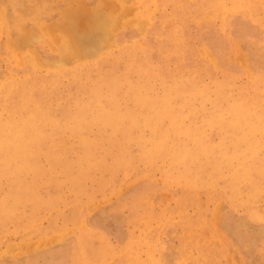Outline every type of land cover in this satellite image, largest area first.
<instances>
[{"label": "rangeland", "instance_id": "obj_1", "mask_svg": "<svg viewBox=\"0 0 264 264\" xmlns=\"http://www.w3.org/2000/svg\"><path fill=\"white\" fill-rule=\"evenodd\" d=\"M105 1L0 0V264H264V0Z\"/></svg>", "mask_w": 264, "mask_h": 264}, {"label": "bare ground", "instance_id": "obj_2", "mask_svg": "<svg viewBox=\"0 0 264 264\" xmlns=\"http://www.w3.org/2000/svg\"><path fill=\"white\" fill-rule=\"evenodd\" d=\"M61 1H62V0H61ZM102 1H103V0H102ZM142 1H143V0H142ZM144 1H145V0H144ZM144 1H143V2H144ZM157 1H158V0H157ZM165 1H166V0H165ZM169 1H170V0H169ZM231 1H232V0H231ZM239 1H241V0H239ZM104 2H106V1L104 0ZM167 2H168V1H167ZM171 2H173V1L171 0ZM216 2H217V1H216ZM216 2H215V3H216ZM218 2H219V1H218ZM221 2H222V1H221ZM223 2L226 3V0L223 1ZM234 2H235V1H234ZM241 2H242V1H241ZM262 2H263V1H262ZM57 3H58V2H57ZM151 3H152V2H151ZM164 3H166V2H164ZM227 3H228V2H227ZM232 3H233V2H232ZM235 3H236V2H235ZM243 3H244V1H243ZM59 4H60V3H59ZM141 4H142V3H141ZM147 4H148V1H147ZM211 4H212V3H211ZM219 4H220V3H219ZM257 4H258V3H257ZM53 5H54V4H53ZM214 5H215V4H214ZM222 5H225V4H222ZM229 5H230V4H229ZM253 5H254V4H253ZM261 5H262V4H261ZM142 6H143V5H142ZM145 6L147 7V5H144L143 8H145ZM178 6H179V5H178ZM231 6H232V5H231ZM235 6H237V5H235ZM239 6H240V5H239ZM241 6H242V5H241ZM244 6H245V5H244ZM244 6H243V7H244ZM256 6H257V5H256ZM54 7H55V6H54ZM148 7H149V5H148ZM155 7H156V6H155ZM174 7H175V6H174ZM174 7H173V8H174ZM212 7H214L213 9H217V8H215V7H217V5H216V6H212ZM233 7H234V6H233ZM254 7H255V6H254ZM143 8H142V9H143ZM220 8H223V7H219V9H220ZM225 8H226V7H225ZM240 8H241V7H240ZM244 8H245V7H244ZM145 9H146V8H145ZM179 9H180V8H179ZM210 9H211V8H210ZM219 9H218V10H219ZM229 9H231V8H229ZM247 9H248V8H247ZM247 9H245V10H247ZM257 9H258V8H257ZM112 10H113V7H112ZM149 10H150V9H149ZM231 10H232V9H231ZM231 10H230V11H231ZM249 10H250V9H249ZM110 11H111V8H110ZM114 11H115V9H114ZM142 11H143V10H142ZM179 11H180V10H179ZM207 11H209V10H207ZM220 11H222V9H221ZM220 11H219V13H220ZM227 11H228V10H227ZM227 11H225V12H227ZM146 12H147V11H146ZM155 12H156V11H155ZM190 12H191V11H190ZM217 12H218V11H217ZM223 12H224V11H223ZM231 12H233V11H231ZM234 12H235V11H234ZM255 12H256V10H255ZM111 13H112V12H111ZM148 13H149V12H148ZM206 13H207V12H206ZM215 13H216V10H215ZM228 13H229V12H228ZM235 13H236V12H235ZM149 14H151V13H149ZM152 14H153V12H152ZM167 14H168V12H167ZM237 14H238V12H237ZM258 14H259V13H258ZM153 15H154V14H153ZM221 15H222V14H221ZM226 15H228V14L225 13V16H226ZM233 15H234V13H233ZM79 16H81V15H79ZM96 16H97V15H96ZM101 16H102V15H101ZM151 16H152V15H151ZM202 16H203V15H202ZM209 16H210V15H209ZM73 17H74V16H73ZM94 17H95V16H94ZM110 17H111V16H110ZM145 17H147V16L145 15ZM210 17L212 18V15H211ZM91 18H93V17H91ZM95 18H96V17H95ZM97 18H98V17H97ZM152 18H153V16H152ZM213 18H214V17H213ZM216 18H217V17H216ZM220 18H221V17H220ZM248 18H249V17H248ZM255 18H256V17H255ZM98 19H99V18H98ZM106 19H107V18H106ZM224 19H225V18H224ZM102 20H103V18H102ZM108 20H109V18H108ZM170 20H171V19H170ZM221 20H222V18H221ZM259 20H260V18H259ZM110 21H112V20H110ZM191 21H192V20H191ZM195 21H196V19H195ZM257 21H258V19H257ZM257 21H256V23H257ZM162 22H163V21H162ZM164 22H165V21H164ZM164 22H163V23H164ZM182 22H184V21H182ZM222 22H224V21H222ZM222 22H221V23H222ZM2 23H3V22H2ZM111 23H113V22H111ZM159 23H160V22H159ZM163 23H162V25H163ZM84 24H85V23H84ZM89 24L92 25V23H89V22H88V24H86V25H87V26H86V29H87L88 31H91V32H92V27H91V30H89V29L87 28ZM99 24H100V23H99ZM196 24H197V23H196ZM223 24H224V23H223ZM3 25H4V24H3ZM109 25H110V24H109ZM162 25H161V26H162ZM228 25H229V24H228ZM69 26H70V25H69ZM84 26H85V25H84ZM94 26H96V25L94 24ZM113 26H114V25H113ZM100 27H103V26L101 25ZM104 27H105V26H104ZM177 27H178V25H177ZM72 28H73L74 30H75V28H76V30L80 29V28L77 29V27L74 28V26H72L71 29H72ZM93 28H94V27H93ZM175 28H176V27H175ZM66 29H67V28H66ZM95 29H96V27H95ZM101 29L104 30L103 28H101ZM105 29H106V28H105ZM107 29H108V27H107ZM181 29H182V28H181ZM262 29H263V28H262ZM67 30H70V29H67ZM80 30H81V29H80ZM176 30H177V29H176ZM64 31H65V30H64ZM93 31H94V30H93ZM107 31H108V30H107ZM173 31H174V30H173ZM222 31H223V30H222ZM97 32H98V31H97ZM180 32H181V31H180ZM183 32H184V31H183ZM92 33H93V32H92ZM94 33H95V32H94ZM109 33H110V32L108 31V34H109ZM181 33H182V32H181ZM64 34H65V33H64ZM67 34H69V31H68ZM67 34H65V35H67ZM70 34H71V33H70ZM73 34H74V33H73ZM96 34H97V33H96ZM98 34H99V32H98ZM105 34H106V30H105ZM110 34H111V33H110ZM148 34H149V33H148ZM159 34H160V33H159ZM174 35H175V33H174ZM108 36H109V35H108ZM110 36H111V35H110ZM154 36H158V35H154ZM172 36H173V35H172ZM183 36H184V35H183ZM217 36H218V35H217ZM68 37H69V35H68ZM146 37H147V36H146ZM158 37H159V36H158ZM179 37H180V36H179ZM227 37H228V36H227ZM100 38H104V37H100ZM100 38H99V40H100ZM106 38H110V37H107V34H106L105 39H106ZM171 38H172V37H171ZM171 38H170V40H171ZM175 38H176V37H175ZM248 38H249V37H248ZM157 39H158V38H157ZM157 39H156L155 42H157ZM177 39H178V37H177ZM177 39H176V40L174 39V40H175V41H174L175 43L177 42ZM179 39H180V38H179ZM179 39H178V40H179ZM181 39H182V38H181ZM69 40H70V38H69ZM71 40H73V38H71ZM101 40H102V39H101ZM110 40H111V39H108V41H110ZM154 40H155V39H154ZM154 40H153V41H154ZM160 40H161V39H160ZM252 40H253V38H252ZM134 41H135V40H134ZM134 41H133V42H134ZM149 41H151V40H149ZM149 41H148V42H149ZM161 41H163V40H161ZM172 41H173V40H172ZM172 41H171V42H172ZM179 41H180V40H179ZM70 42H71V41H70ZM72 42H73V41H72ZM72 42H71V43H72ZM100 42H101V41H100ZM140 42H141V41H140ZM169 42H170V41H169ZM169 42H167V43H169ZM174 42H173V44H174ZM236 42H237V41H236ZM106 43H107V42H106ZM131 43H132V42H131ZM138 43H139V42H138ZM141 43L143 44V42H141ZM165 43H166V42H165ZM165 43H164V44H165ZM187 43H188V42H187ZM125 44H126V43H125ZM133 44H136V43H133ZM133 44H132V45H133ZM147 44H148V43H147ZM147 44H146V45H147ZM173 44H172V45H173ZM177 44H179V43H177ZM235 44H236V43H235ZM72 45H74V42H73ZM72 45H71V46H72ZM105 45H106V44H105ZM107 45H108V44H107ZM129 45H130V44H129ZM143 45H144V44H143ZM159 45H160V44H159ZM172 45H171V46H172ZM174 45H175V44H174ZM231 45H232V44H230V46H231ZM236 45H237V44H236ZM257 45H258V44H257ZM261 45H262V44H261ZM144 46H145V45H144ZM166 46H167V45H166ZM74 47H75V46H74ZM108 47H109V46H108ZM120 47H121V45H120ZM122 47H123V45H122ZM131 47H132V46H131ZM136 47H139V46H136ZM150 47H151V46H150ZM152 47H154V46H152ZM179 47H181V45H180ZM257 47H258V46H257ZM139 48H140V47H139ZM155 48H156V47H155ZM164 48H166V47H164ZM177 48H178V47H177ZM235 48H236V47H235ZM128 49H129V48H128ZM128 49H127V50H128ZM167 49H168V47H167ZM179 49H181V48H179ZM231 49H233V48H231ZM151 50H153V49H151ZM162 50H163V49H162ZM171 50H173V49H171ZM192 50H193V49H192ZM194 50H195V49H194ZM99 51H100V50H99ZM122 51H124V50H122ZM134 51H135V50H133V52H134ZM173 51H174V50H173ZM176 51H177V50H176ZM195 51H196V50H195ZM149 52H150V51H149ZM149 52H148V53H149ZM159 52H160V51H159ZM164 52H165V51H164ZM169 52H170V51H169ZM192 52H193V51H192ZM210 52H211V51H210ZM135 53H136V52H135ZM162 53H163V51H162ZM177 53H178V52H177ZM204 53H205V52H204ZM204 53H202V54H204ZM143 54H144V53H143ZM165 54H167V53H165ZM165 54H162L163 57H164ZM172 54H173V53H172ZM200 54H201V53H200ZM237 54H238V53H237ZM240 54H241V53H240ZM75 55H76V54H73V58H74ZM121 55H122V53H121ZM124 55H125V54H124ZM141 55H142V54H141ZM144 55H145V54H144ZM173 55H175V54H173ZM212 55H213V54H212ZM212 55H210V56H212ZM223 55H224V54H223ZM78 56H79L78 58L80 59L81 56H80V55H78ZM104 56H105V55H104ZM136 56H137V55H136ZM181 56H182V55H181ZM186 56H188V54H186L185 57H186ZM189 56H190V54H189ZM189 56H188V57H189ZM191 56H192V55H191ZM191 56H190V57H191ZM206 56H208V55H206ZM234 56H235V55H234ZM239 56H240V55H239ZM82 57H83V55H82ZM82 57H81V58H82ZM146 57H148V56H146ZM167 57H168V56H167ZM185 57H184V58H185ZM212 57H213V56H212ZM212 57H211V58H212ZM228 57H229V56H228ZM75 58H77V56H76ZM75 58H74V59H75ZM78 58H77V59H78ZM115 58H116V57H115ZM123 58H124V57H123ZM126 58H127V57H126ZM139 58H140V57H139ZM143 58H144V57H143ZM149 58H150V57H149ZM176 58H177V57H176ZM208 58H209V56H208ZM229 58H230V57H229ZM233 58H234V57H233ZM103 59H104V58H103ZM112 59H113V58H112ZM116 59H117V58H116ZM137 59H138V58H137ZM141 59H142V58H141ZM150 59H151V58H150ZM155 59H156V58H155ZM162 59H163V58H162ZM174 59H175V58H174ZM179 59H180V58H179ZM189 59H190V58H189ZM192 59H193V58H192ZM117 60H118V59H117ZM130 60H131V59H130ZM152 60H153V59H152ZM152 60H151V61H152ZM159 60H160V59H159ZM139 61H140V60H139ZM139 61H138V62H139ZM142 61H144V59H143ZM148 61H149V60H148ZM154 61H155V60H154ZM166 61H167V60H166ZM171 61H172V58H171ZM177 61H178V60H177ZM183 61H184V60H183ZM193 61H194V60H193ZM214 61H215V59H214ZM246 61H247V60H246ZM38 62H39V61H38ZM99 62H100V61H99ZM108 62H109V61H108ZM117 62H118V61H117ZM144 62H145V61H144ZM149 62H150V61H149ZM152 62H153V61H152ZM179 62H180V61H179ZM181 62H182V61H181ZM185 62H186V61H185ZM231 62H232V61H231ZM236 62H237V60H236ZM106 63H107V62H106ZM164 63H165V62H164ZM175 63H177V62H175ZM182 63H183V62H182ZM228 63H229V62H228ZM246 63H247V62H246ZM99 64H100V63H99ZM104 64H105V63H104ZM104 64H103V65H104ZM124 64H126V62H125ZM149 64H150V63H149ZM149 64H148V65H149ZM151 64H152V63H151ZM167 64H168V63H167ZM191 64H192V63H191ZM39 65H40V64H39ZM122 65H123V64H122ZM134 65H135V64H134ZM146 65H147V64H146ZM213 65H214V64H213ZM244 65H247V64H244ZM244 65H243V66H244ZM248 65H250V64H248ZM82 66H83V65H82ZM111 66H112V65H111ZM151 66H152V65H151ZM153 66H155V65H153ZM217 66H219V65H217ZM227 66H228V65H227ZM241 66H242V65H241ZM29 67H30V66H29ZM104 67H105V66H104ZM109 67H110V66H109ZM112 67H113V66H112ZM119 67H120V66H119ZM128 67H130V66H128ZM128 67H127V68H128ZM132 67H133V66H132ZM135 67H136V66H135ZM156 67H157V66H156ZM160 67H161V66H160ZM171 67H172V66H171ZM174 67H175V66H174ZM176 67H177V66H176ZM102 68H103V67H102ZM133 68H134V67H133ZM139 68H140V67H139ZM144 68H145V67H144ZM163 68H164V67H163ZM166 68H167V67H166ZM168 68H169V67H168ZM180 68H182V67L180 66ZM183 68H185V67H183ZM205 68H207V67H205ZM246 68H247V66H246ZM29 69H30V68H29ZM32 69H33V68H32ZM32 69H31V70H32ZM84 69H85V67H84ZM84 69H83V70H84ZM146 69H147V68H146ZM148 69H149V68H148ZM178 69H179V68H178ZM186 69H187V67H186ZM248 69H249V67H248ZM33 70H34V69H33ZM33 70H32V71H33ZM35 70H36V69H35ZM74 70H75V69H74ZM103 70H104V69H103ZM137 70H138V69H137ZM163 70H164V69H163ZM179 70H180V69H179ZM188 70H189V69H188ZM196 70H197V69H196ZM201 70H202V69H201ZM205 70H206V69H205ZM217 70H218V69H217ZM28 71H29V70H28ZM124 71H125V70H124ZM142 71H143V66H142ZM176 71H177V70H176ZM198 71H199V70H198ZM220 71H221V70H220ZM33 72H34V71H33ZM85 72H86V70H85ZM134 72H135V71H134ZM139 72H140V71H139ZM145 72H146V70H145ZM147 72H148V70H147ZM147 72H146V73H147ZM165 72H166V70H165ZM168 72H169V71H168ZM178 72H179V71H178ZM182 72H183V71H182ZM196 72H197V71H196ZM205 72H206V71H205ZM215 72H216V69H215ZM248 72H249V71H248ZM62 73H65V72H62ZM75 73H76V71H75ZM79 73H80V72H79ZM122 73H123V72H122ZM143 73H144V72H143ZM169 73H170V72H169ZM187 73H188V72H187ZM197 73H198V72H197ZM224 73H225V72H224ZM35 74H36V73H35ZM50 74H51V73H50ZM114 74H115V73H114ZM131 74H132V73H131ZM135 74H136V72H135ZM171 74H172V73H171ZM171 74H170V75H171ZM189 74H190V73H189ZM200 74H201V73H200ZM228 74H229V73H228ZM234 74H235V73H234ZM234 74H233V75H234ZM52 75H53V74H52ZM74 75H75V74H74ZM74 75H73V76H74ZM115 75H117V74H115ZM173 75H176V74H173ZM181 75H183V74H181ZM225 75H226V73H225ZM229 75H230V74H229ZM47 76H48V75H47ZM60 76H61V75H60ZM65 76H67V75H65ZM76 76H77V75H76ZM132 76H133V74H132ZM134 76H135V75H134ZM139 76H140V75H139ZM148 76H149V75H148ZM193 76L195 77L194 74H193ZM205 76H206V74H205ZM205 76H204V79L206 78ZM212 76H213V75H212ZM222 76H223V75H222ZM230 76H231V75H230ZM234 76H235V75H234ZM54 77H55V76H54ZM62 77H63V76H62ZM81 77H83V76H81ZM117 77H119V76H117ZM191 77H192V76H191ZM232 77H233V76H232ZM240 77H241V76H240ZM242 77H243V76H242ZM33 78H34V77H33ZM38 78H39V77H38ZM47 78H48V77H47ZM49 78H50V77H49ZM137 78H138V77H137ZM207 78H209V77L207 76ZM35 79H36V78H35ZM39 79H40V78H39ZM43 79H44V78H43ZM53 79H54V78H53ZM57 79H58V78H57ZM72 79H73V78H72ZM83 79H84V78H83ZM140 79H141V78H140ZM146 79H148V78H146ZM210 79H211V78H210ZM216 79H217V78H216ZM222 79H223V78H222ZM236 79H237V78H236ZM253 79H254V78H253ZM27 80H28V79H27ZM58 80H59V79H58ZM100 80H101V79H100ZM120 80H121V79H120ZM136 80H137V79H136ZM149 80H150V79H149ZM229 80H230V79H229ZM229 80H228V81H229ZM40 81H41V80H40ZM69 81H70V80H69ZM102 81H103V80H102ZM171 81H172V80H171ZM98 82H99V81H98ZM106 82H107V79H106ZM135 82H136V81H135ZM215 82H216V81H215ZM215 82H214V85H215ZM221 82H222V81H221ZM256 82H257V81H256ZM256 82H255V83H256ZM45 83H46V82H45ZM89 83H90V82H89ZM218 83H219V82H218ZM229 83H230V81H229ZM255 83H254V84H255ZM32 84H33V82H32ZM38 84H39V83H38ZM103 84H104V83H103ZM233 84H234V83H233ZM22 85H24V83H23ZM26 85H27V84H26ZM33 85H34V84H33ZM39 85H40V84H39ZM100 85H101V84H100ZM212 85H213V84H212ZM217 85H218V84H216V86H217ZM27 86H29V85H27ZM31 86H32V85H31ZM41 86H42V85H41ZM43 86H44V85H43ZM59 86H60V85H59ZM95 86H96V84H95ZM102 86H103V85H102ZM226 86H227V85H226ZM249 86H250V85H249ZM17 87H18V86H17ZM17 87H16V89H17ZM22 87H23V86H22ZM36 87H37V86H36ZM53 87H54V86H53ZM55 87H56V86H55ZM73 87H74V86H73ZM104 87H105V86H104ZM200 87H201V86H200ZM217 87L219 88L220 86H217ZM228 87H229V85H228ZM244 87H245V86H244ZM244 87H243V89H244ZM247 87H248V85H247ZM23 88H24V87H23ZM25 88H26V87H25ZM67 88H69V87H67ZM115 88H116V87H115ZM122 88H123V87H122ZM215 88H216V87H215ZM233 88H234V87H233ZM251 88H252V87H251ZM261 88H262V87H261ZM11 89H12V88H11ZM40 89H41V87H40ZM47 89H48V88H47ZM54 89H55V88H54ZM95 89H96V88H95ZM103 89H104V88H103ZM159 89H160V88H159ZM224 89H225V88H224ZM227 89H228V88H227ZM227 89H226V90H227ZM247 89H248V88H247ZM79 90H80V89H79ZM226 90H224V91H226ZM229 90H230V89H229ZM238 90H239V89H238ZM244 90H246V89H244ZM12 91H13V90H12ZM15 91H16V90H15ZM35 91H38V89L35 90ZM41 91H42V89H41ZM49 91H50V89H49ZM58 91H59V90H58ZM111 91H112V90H110V92H111ZM240 91H242V90L240 89ZM253 91H254V90H253ZM261 91H262V90H261ZM22 92H23V91H22ZM38 92L40 93V90H39ZM96 92H97V91H96ZM96 92H95V95H96ZM105 92H106V91H105ZM121 92H123L122 89H121ZM247 92H249V91L246 90V93H247ZM254 92H255V91H254ZM254 92H253V93H254ZM27 93H28V92H27ZM33 93H34V91H33ZM93 93H94V92H93ZM99 93H101V92H99ZM102 93H104V92H102ZM106 93H107V92H106ZM200 93H201V92H200ZM221 93H222V92H221ZM224 93H225V92H224ZM237 93H238V92H237ZM5 94H6V93H5ZM13 94H14V93H13ZM47 94H48V93H47ZM47 94H46V95H47ZM59 94H60V93H59ZM230 94L232 95V93H230ZM234 94H235V93H234ZM16 95H17V94H16ZM18 95H19V94H18ZM21 95H22V94H21ZM21 95H20V96H21ZM32 95H33V94H32ZM48 95H49V94H48ZM51 95H52V94H51ZM88 95H89V94H88ZM88 95H87V96H88ZM92 95H93V94H92ZM92 95H90V96H92ZM245 95H246V94H245ZM252 95H254V94H251V96H252ZM261 95H262V94H261ZM261 95H260V92H259V96H261ZM39 96H40V95H39ZM42 96H43V95H42ZM49 96H50V95H49ZM49 96H48V97H49ZM61 96H62V95H61ZM97 96H98V95H97ZM118 96H119V95H118ZM188 96H189V95H188ZM211 96H212V95H211ZM240 96H242V95H240ZM251 96H250V97H251ZM259 96H258V97H259ZM18 97H19V96H18ZM25 97H26V96H25ZM45 97H46V96H45ZM45 97H44V100H45ZM88 97H89V96H88ZM105 97H106V96H105ZM107 97H108V96H107ZM189 97H190V96H189ZM246 97H248V96H246ZM261 97H262V96H261ZM263 97H264V96H263ZM3 98H4V97H3ZM22 98H23V97H22ZM56 98H57V97H56ZM58 98H59V97H58ZM92 98H93V97H92ZM231 98H233V97H231ZM231 98H230V99H231ZM0 99H1V98H0ZM23 99H24V98H23ZM37 99H38V98H37ZM96 99H97V98H96ZM120 99H121V98H120ZM198 99H199V98H198ZM223 99H224V98H223ZM235 99H238V97L235 98ZM253 99H254V98H253ZM263 99H264V98H263ZM15 100H16V99H15ZM34 100H35V99H34ZM46 100H48V98H47ZM110 100H111V99H110ZM214 100H215V99H214ZM240 100H241V99H240ZM243 100H244V99H243ZM249 100H250V99H249ZM258 100H260V99H258ZM21 101H22V100H21ZM51 101H52V100H51ZM85 101H86V100H85ZM107 101H108V100H107ZM159 101H161V100H159ZM226 101H227V100H226ZM230 101H231V100H230ZM230 101H229V102H230ZM245 101H247V100H245ZM5 102H6V101H5ZM19 102H20V100H19ZM40 102H41V101H40ZM44 102H45V101H44ZM54 102H56V101H54ZM54 102H53V103H54ZM162 102H163V100H162ZM172 102H173V101H172ZM209 102H210V101H209ZM253 102H256V101H253ZM33 103H34V102H33ZM49 103H50V102H49ZM58 103H59V102H58ZM94 103H95V102H94ZM120 103H121V102H120ZM214 103H216V102H214ZM214 103H213V104H214ZM260 103H261V102H260ZM263 103H264V102H263ZM0 104H1V103H0ZM15 104H16V103H15ZM37 104H38V102H37ZM249 104H250V102H249ZM255 104H256V103H255ZM9 105H10V104H9ZM92 105H93V104H92ZM94 105H95V104H94ZM129 105H130V104H129ZM259 105H260V104H259ZM3 106H4V105H3ZM52 106H53V105H52ZM52 106H51V107H52ZM69 106H70V105H69ZM69 106H67V107L69 108ZM99 106H101V105H99ZM121 106H122V105H121ZM156 106H157V105H156ZM251 106H252V105H251ZM253 106H254V105H253ZM253 106H252V107H253ZM263 106H264V105H263ZM263 106H262V107H263ZM11 107H12V106H11ZM20 107H21V106H20ZM28 107H29V106H28ZM38 107H39V106H38ZM41 107H42V105H41ZM47 107H48V106H47ZM94 107H95V106H94ZM94 107H93V108H94ZM122 107H123V106H122ZM262 107H260V108H262ZM36 108H37V107H36ZM100 108H101V107H100ZM12 109H13V108H12ZM18 109H19V108H18ZM27 109H28V108H27ZM70 109H71V108H70ZM94 109H95V108H94ZM101 109H102V108H101ZM263 109H264V108H263ZM46 110H47V108H46ZM4 111H5V110H4ZM19 111H20V109H19ZM66 111H67V110H66ZM94 111H95V110H94ZM97 111H98V110H97ZM100 111H101V110H100ZM5 112H7V111H5ZM11 112H12V111H11ZM29 112H30V111H29ZM149 112H150V111H149ZM34 113H37V112L34 111ZM75 113H76V112H75ZM235 113H237V112H235ZM25 114H26V113H25ZM47 114H49V112H47ZM77 115H78V113H77ZM104 115H107V114H104ZM260 115H261V114H260ZM10 116H11V115H10ZM36 116H37V115H36ZM46 116H48V115H46ZM48 117H49V116H48ZM94 117H97V116H94ZM147 117H148V116H147ZM163 117H164V116H163ZM14 118H15V114H14ZM28 118H30V117H28ZM58 118H59V117H58ZM100 118H101V117H100ZM259 118H260V117H259ZM1 119L4 120V118H1ZM33 119H34V118H32V120H33ZM55 119H56V118H55ZM69 119H70V118H69ZM94 119H95V118H94ZM97 119H98V118H97ZM102 119H103V118H102ZM110 119H111V118H110ZM254 119H255V118H254ZM261 119H262V118H261ZM3 120H2V121H3ZM10 120H11V118H10ZM22 120H25V119L22 118ZM27 120H29V119H27ZM56 120H57V119H56ZM56 120H55V121H56ZM60 120H61V119H60ZM65 120H66V118H65ZM78 120H79V119H78ZM98 120H99V119H98ZM103 120H104V119H103ZM179 120H180V119H179ZM262 120H263V119H262ZM75 121H76V120H74V122H75ZM99 121H100V120H99ZM104 121H105V120H104ZM140 121H141V120H140ZM161 121H162V120H161ZM161 121H160V122H161ZM177 121H178V120H177ZM186 121H187V119H186ZM257 121H258V119H257ZM259 121H260V120H259ZM34 122H36V121H34ZM72 122H73V121H72ZM85 122H86V121H85ZM90 122H91V121H90ZM106 122H107V121H106ZM18 123H20V122H18ZM25 123H26V122H25ZM27 123H28V122H27ZM177 123H178V122H177ZM181 123H182V122H181ZM181 123H180V124H181ZM7 124H8V123H7ZM32 124H34V123H32ZM32 124H31V125H32ZM58 124H59V123H58ZM58 124H57V125H58ZM108 124H109V123H108ZM259 124H260V123H259ZM0 125H1V121H0ZM60 125H61V124H60ZM81 125H82V124H81ZM81 125H80V126H81ZM174 125H175V124H174ZM174 125H173V126H174ZM208 125H209V124H208ZM215 125H216V124H215ZM252 125L254 126V124H252ZM24 126H25V125H24ZM32 126H34V125H32ZM90 126H91V125H90ZM90 126H88V127H90ZM167 126H168V125H167ZM170 126H171V125H170ZM176 126H177V125H176ZM178 126H179V125H178ZM210 126H211V125H210ZM260 126H261V124H260ZM0 127H1V126H0ZM7 127H8V126H6L5 128H7ZM16 127H17V126H16ZM22 127H23V126H22ZM26 127H27V126H25V128H26ZM58 127H60V126H58ZM65 127H67V126L65 125ZM76 127H77V126H76ZM99 127H100V126H99ZM99 127H98V128H99ZM101 127H102V126H101ZM101 127H100V128H101ZM247 127L249 128V129L247 128L248 130H250V129L252 128V127H249V126H247ZM14 128H15V127H14ZM36 128H37V127H36ZM73 128H74V127H73ZM81 128H82V127H81ZM85 128H86V127H85ZM106 128H107V127H106ZM157 128H158V127H157ZM197 128H198V127H197ZM244 128H245V127H244ZM256 128H258V127H256ZM2 129H3V128H2ZM2 129H1V130H2ZM37 129H38V128H37ZM46 129H48V128H46ZM76 129H77L79 132H81V131L79 130L80 128H79V129L76 128ZM169 129H170V128H169ZM171 129H172V128H171ZM175 129H176V128H175ZM220 129H221V128H220ZM28 130H29V128H28ZM54 130H55V129H54ZM60 130H61V129H60ZM89 130H90V129H89ZM91 130H92V129H91ZM176 130H177V129H176ZM248 130H247V133H249ZM255 130H256V129L254 128V133L257 131V130L255 131ZM259 130H262V129H259ZM22 131H23V130H22ZM92 131H94V130H92ZM103 131H104V130H103ZM145 131H146V130H145ZM160 131H161V130H160ZM163 131H166V130H163ZM170 131H171V130H170ZM244 131H245V130H244ZM244 131H243V132H244ZM251 131H253V130H251ZM18 132H19V131H18ZM59 132H60V131H59ZM61 132H62V131H61ZM118 132H119V131L117 130V133H118ZM171 132H172V131H171ZM174 132H175V131H174ZM243 132H242V134H244ZM49 133H51V132H49ZM81 133H82V132H81ZM98 133L100 134V132H97V134H98ZM165 133H166V132H165ZM165 133H164V135H165ZM167 133H168V131H167ZM195 133H196V131H195ZM197 133H198V132H197ZM204 133H205V132H204ZM20 134H21V133H20ZM20 134H18V135H20ZM30 134H31V133H30ZM53 134H54V133H53ZM76 134H77V133H76ZM79 134H80V133H79ZM170 134H171V133H170ZM173 134H175V133H173ZM249 134H250V133H249ZM21 135H22V134H21ZM62 135H63V134H62ZM72 135H73V134H72ZM162 135H163V132H162ZM207 135H208V134H207ZM231 135H232V134H231ZM247 135H248V134H247ZM15 136H17V134H15ZM31 136H32V135H31ZM64 136H65V135H64ZM70 136H71V135H70ZM80 136H81V135H80ZM165 136H166V135H165ZM205 136H206V135H205ZM210 136H211V135H210ZM225 136H226V135H225ZM23 137H24V136H23ZM28 137H29V136H28ZM38 137H39V136H38ZM42 137H45V136L43 135ZM42 137H41V138H42ZM84 137H85V136H84ZM162 137H163V136H162ZM202 137H204V136L202 135ZM227 137H228V134H227ZM239 137H240V135H239ZM247 137H248V136H247ZM249 137H250V136H249ZM5 138H7V137H5ZM10 138H11V137H10ZM17 138H18V136H17ZM25 138H27V137H25ZM58 138H59V133H58ZM62 138H64V137H62ZM66 138H68V137H66ZM72 138H73V137H71V139H72ZM101 138H102V137H101ZM111 138H112V136H111ZM124 138H125V137H124ZM167 138H168V137H167ZM206 138H208V137H206ZM210 138H211V137H210ZM219 138H220V137H219ZM221 138H223V137H221ZM235 138H238V137H235ZM259 138H260V137H259ZM262 138H263V137H262ZM1 139H2V138H1ZM1 139H0V140H1ZM7 139H8V138H7ZM11 139H13V138H11ZM11 139H10V140H11ZM20 139H21V138H19V141H20ZM38 139H39V138H38ZM42 139H43V138H42ZM47 139H48V138H47ZM52 139H53V138H52ZM60 139H61V138H60ZM69 139H70V137H69ZM79 139H80V138H79ZM104 139H105V138H103L102 142L104 141ZM106 139H107V138H106ZM161 139H162V138H161ZM201 139H202V138H201ZM224 139H225V138H224ZM224 139H222V140H224ZM226 139H227V138H226ZM226 139H225V140H226ZM230 139H232V138H230ZM16 140H17V139H16ZM24 140H26V139H24ZM39 140H40V139H39ZM43 140H45V138H44ZM55 140H56V139H55ZM65 140H66V139H65ZM67 140H68V139H67ZM76 140L78 141L77 138H76ZM99 140H100V139H99ZM133 140H134V139H133ZM222 140H219V141H222ZM261 140H262V139H261ZM47 141H50V140H47ZM47 141H46V142H47ZM61 141H62V140H61ZM61 141H60V142H61ZM63 141H64V140H63ZM63 141H62V143H63ZM68 141H69V140H68ZM159 141H160V140H159ZM210 141H211V140H210ZM250 141H251V140H250ZM262 141H263V140H262ZM22 142H23V141H22ZM37 142H38V141H37ZM80 142H81V141H80ZM95 142H96V141H95ZM95 142H94V143H95ZM192 142H193V141H192ZM257 142H259V139L257 140ZM11 143H13V142H11ZM16 143H18V142H16ZM35 143H36V142H35ZM43 143H44V142H43ZM72 143H73V142H72ZM75 143H76V142H75ZM96 143H98V142H96ZM158 143H159V142H158ZM209 143H210V142H209ZM213 143H214V142H213ZM220 143H221V142H220ZM223 143H224V142H223ZM227 143H228V142H227ZM248 143H249V142H248ZM251 143H252V141H251ZM36 144H37V143H36ZM39 144H40V143H39ZM47 144H48V143H47ZM47 144H45L46 147L48 146ZM50 144H51V143H50ZM54 144H55V143H54ZM60 144H61V143H60ZM70 144H71V143H70ZM70 144H69V145H70ZM78 144H80V143L78 142ZM78 144H77V145H78ZM99 144H100V143H99ZM114 144H115V143H114ZM147 144H148V143H147ZM214 144H215V143H214ZM214 144H212V145H214ZM216 144H218V143H216ZM230 144H231V143H230ZM237 144H238V143H237ZM237 144H236V145H237ZM259 144H260V143H258V145H259ZM263 144H264V143H263ZM19 145H20V144H19ZM27 145H28V144H27ZM64 145H65V144H64ZM72 145H73V144H72ZM87 145L90 146L91 144H88V143H87ZM92 145L94 146L95 144H92ZM92 145H91L90 147H92ZM117 145H118V144H117ZM117 145H116V146H117ZM120 145H121V144H120ZM190 145H191V144H190ZM234 145H235V143H234ZM241 145L243 146V144H241ZM248 145H249V144H248ZM258 145H257V146H258ZM0 146L3 147L4 144L1 143ZM30 146H31V145H30ZM30 146H27V147H29V148H28L29 151H30ZM38 146H40V145H38ZM50 146H52V145H50ZM50 146H49V147H50ZM65 146H66V145H65ZM65 146H63V147H65ZM79 146H80V145H79ZM88 146H86V147H88ZM98 146H99V145H98ZM98 146H97V148H99ZM193 146H194V145H193ZM218 146H219V145H218ZM255 146H256V145H255ZM261 146H263V145H261ZM27 147H26V149H27ZM36 147H37V146H36ZM59 147H60V146H59ZM71 147H72V146H71ZM74 147H75V146H73V148H74ZM81 147H82V146H81ZM83 147H85V145H84ZM90 147H89V148H90ZM94 147H95V146H94ZM100 147H101V145H100ZM104 147H105V146H104ZM121 147H122V145H121ZM202 147H203V146H202ZM229 147H230V146H229ZM229 147H228V148H229ZM232 147H233V146H232ZM32 148H33V147H32ZM32 148H31V149H32ZM57 148H58V147H57ZM66 148L68 149V145L66 146ZM75 148H76V147H75ZM75 148H74V149H75ZM113 148H114V147H113ZM113 148H111V149H113ZM190 148H191V147H190ZM210 148H211V147H210ZM246 148H247V147H246ZM246 148H245V149H246ZM258 148H260V146H258ZM1 149H2V148H1ZM18 149H19V148L17 147V150H18ZM69 149H70V148H69ZM84 149H85V148H84ZM102 149H103V148H102ZM122 149L125 150V148H123V147H122ZM122 149H121V150H122ZM202 149H203V148H202ZM205 149H206V148H205ZM205 149H204V150H205ZM208 149H209V146H208ZM247 149H248V148H247ZM255 149H256V148H255ZM261 149H262V148H261ZM5 150H6V149H5ZM10 150H11V149H10ZM12 150H14V149H12ZM21 150H22V149H21ZM21 150H20V151H21ZM36 150H37V149H36ZM43 150H44V149H43ZM51 150H52V149H51ZM60 150H61V149H60ZM89 150H90V149H89ZM131 150H133V149H131ZM213 150H214V149H213ZM219 150H220V147H219ZM27 151H28V150H27ZM34 151H35V150H34ZM44 151H46V150H44ZM63 151H64V150H63ZM84 151H85V150H84ZM87 151H88V150H87ZM93 151H94V150H93ZM112 151H113V150H112ZM125 151H127V150H125ZM209 151H210V149H209ZM214 151H215V150H214ZM217 151H218V150H217ZM225 151H226V150H225ZM225 151H223V152H225ZM243 151H244V150H243ZM252 151H253V150H252ZM258 151H259V149H258ZM258 151H257V152H258ZM24 152H25V151H24ZM24 152H23V153H24ZM52 152H53V151H52ZM59 152H60V151H59ZM76 152H77V151H76ZM79 152H80V151H79ZM88 152H89V151H88ZM90 152H91V151H90ZM218 152H220V151H218ZM223 152H221V153H223ZM255 152H256V151H255ZM259 152H260V151H259ZM259 152H258V154H260ZM20 153H21V152H20ZM20 153H19V154H20ZM55 153H56V152H55ZM91 153H92V152H91ZM101 153H102V152H101ZM109 153H110V152H109ZM140 153H142V151H141ZM221 153H220V154H221ZM247 153H248V152H247ZM249 153H251V152H249ZM25 154H26V152H25ZM28 154H29V152H28ZM39 154H40V153H39ZM72 154H73V153H72ZM93 154H94V153H93ZM95 154H96V153H95ZM110 154H111V153H110ZM119 154H122V153H119ZM208 154H210V152L207 153V156H208ZM211 154H212V153H211ZM215 154H216V152H215ZM243 154H244V153H243ZM243 154H242V155H243ZM253 154H255V153H253ZM258 154H257V155H258ZM7 155H8V154H7ZM35 155H36V153H35ZM45 155H47V154H45ZM54 155H55V154H54ZM58 155H60V154H58ZM58 155H57V156H58ZM116 155H117V154H116ZM221 155H222V154H221ZM234 155H237V154H234ZM238 155H239V154H238ZM246 155H248V154H246ZM29 156H30V155H29ZM40 156H41V155H40ZM48 156H50V155H48ZM52 156H53V155H52ZM60 156H61V155H60ZM82 156H83V155H82ZM105 156H106V155L104 154V157H105ZM108 156H109V155H108ZM120 156H121V155H120ZM122 156H123V154H122ZM122 156H121V157H122ZM131 156H132V155H131ZM134 156H135V155H134ZM207 156H205V157H207ZM224 156H225V155L223 154V157H224ZM229 156H230V155H229ZM229 156H228V157H229ZM32 157H33V156H32ZM37 157H38V156H37ZM43 157H44V155H43ZM162 157H163V156H162ZM205 157H204V158H205ZM225 157H226V156H225ZM246 157H248V156H246ZM41 158H42V157H41ZM63 158H64V157H63ZM86 158H87V157H86ZM215 158H216V157H215ZM252 158H253V157H252ZM252 158H251V159H252ZM26 159H27V158H26ZM39 159H40V157H39ZM47 159H48V158H47ZM50 159H51V158H50ZM60 159H61V158H60ZM90 159H91V158H90ZM115 159H116V158H115ZM212 159H213V158H212ZM216 159H217V158H216ZM218 159H219V158H218ZM221 159H222V158H221ZM221 159H219V160L221 161ZM237 159H239V158L237 157ZM237 159H236V160H237ZM243 159H244V158H243ZM81 160H82V159H81ZM93 160H94V159H93ZM96 160H97V158H96ZM96 160H95V161H96ZM122 160H123V159H122ZM152 160H153V159H152ZM199 160H202V159H199ZM245 160H246V159H245ZM14 161H15V160H14ZM54 161H56V160H54ZM99 161H100V160H99ZM123 161H124V160H123ZM125 161H126V160H125ZM139 161H140V160H139ZM19 162H20V161H19ZM40 162H42V161L40 160ZM57 162H58V161H57ZM62 162H63V160L61 161L60 166L62 165ZM93 162H94V161H93ZM149 162H150V161H148V164H149ZM153 162H154V161H153ZM15 163H16V162H15ZM21 163H22V162H21ZM23 163H24L25 165L23 164L22 166H27V167H28L27 163H25V162H23ZM34 163H35V162H33V164H34ZM36 163H37V162H36ZM70 163H72V161H70ZM79 163H82V162L79 161ZM115 163H116V162H115ZM204 163L206 164V162H204ZM9 164H10V163H8V165H9ZM29 164H30V163H29ZM31 164H32V163H31ZM40 164H41V163H40ZM73 164L75 165V163H73ZM77 164H78V163H77ZM82 164H83V163H82ZM106 164H108V163H106ZM169 164H170V163H169ZM8 165H7V166H8ZM16 165H17V164H16ZM20 165H21V164H20ZM50 165H51V164H50ZM53 165H54V163H53ZM234 165H237V164L235 163ZM245 165H246V164H245ZM250 165H251V164H250ZM252 165H253V164H252ZM7 166H6V167H7ZM32 166H33V165H32ZM37 166H38V165H37ZM37 166H35V167H37ZM75 166H76V165H75ZM75 166H74V167H75ZM80 166H81V165H79V168H80ZM106 166H107V165H106ZM114 166H115V165H114ZM114 166H113L112 168H114ZM148 166H149V165H148ZM203 166H204V165H203ZM209 166L211 167V165H208V167H209ZM219 166H220V165H219ZM20 167H21V166H20ZM71 167H72V165H71ZM81 167H82V166H81ZM199 167H200V165H199ZM212 167H213V166H212ZM1 168H2V167H1ZM12 168H13V167H12ZM17 168H18V167H17ZM65 168H66V167H64V169H65ZM79 168H78V169H79ZM225 168H226V167H225ZM252 168H253V167H252ZM19 169H22V168H19ZM23 169H24V167H23ZM31 169H33V168H31ZM35 169H36V168H35ZM76 169H77V167H76ZM80 169H81V168H80ZM206 169H207V168H206ZM250 169H251V168H250ZM255 169H256V168H255ZM258 169L260 170L259 166H258ZM15 170H16V168H15ZM17 170H18V169H17ZM25 170H26V169H25ZM27 170H28V168H27ZM62 170H63V169H62ZM81 170L84 171L83 168H82ZM85 170H86V169H85ZM207 170H208V169H207ZM231 170H232V169H231ZM242 170H243V169H242ZM256 170H257V169H256ZM28 171H30V167H29V170H28ZM37 171H38V170H37ZM195 171H196V170H195ZM201 171H202V170H201ZM239 171H240V170H239ZM262 171H263V170H262ZM2 172H3V171H2ZM2 172H0V173H2ZM14 172H15V171H14ZM23 172H24V170H23ZM49 172H50V170H49ZM51 172H52V170H51ZM92 172H93V171H92ZM199 172H200V171H199ZM221 172H222V171H221ZM4 173L6 174V172H4ZM4 173H3V175H5ZM9 173L13 174L11 171H10ZM16 173H17V172H16ZM21 173H22V172H21ZM30 173L34 174L33 172H30ZM53 173H54V172H53ZM62 173H63V172H62ZM64 173H66V172H64ZM215 173H216V171H215ZM215 173H214V174H215ZM230 173H231V172H230ZM237 173H238V172H237ZM250 173H251V171H250ZM252 173H254V172H252ZM262 173H263V172H262ZM11 174H10V175H11ZM19 174H20V173H19ZM27 174H29V173H27ZM43 174H44V173H43ZM55 174H56V173H55ZM128 174H129V173H128ZM201 174H202V173H201ZM207 174H208V173H207ZM226 174H227V173H226ZM226 174H225V175H226ZM243 174H244V173H243ZM263 174H264V173H263ZM6 175H7V174H6ZM10 175H9V176H10ZM20 175H21V174H20ZM22 175H23V174H22ZM87 175H88V174H87ZM179 175H180V174H179ZM235 175H236V174H235ZM240 175H241V174H240ZM251 175H252V174H251ZM259 175H260V174H259ZM259 175H258V171H257V176H259ZM261 175H262V174H261ZM14 176L17 177V175H15V174H14ZM33 176H34V175H33ZM53 176H55V175L53 174ZM65 176H66V175H65ZM77 176H78V175H77ZM84 176H86V174H85ZM90 176H92V175H90ZM90 176H89V177H90ZM209 176H210V175H209ZM216 176H217V175H216ZM219 176H221V175L219 174ZM223 176H224V175H223ZM223 176H221V177H223ZM236 176H237V175H236ZM4 177H5V176H4ZM35 177H36V175H35ZM47 177H48V176H47ZM49 177H51V176H49ZM198 177H199V176H198ZM221 177H220V178H221ZM224 177H225V176H224ZM224 177H223V178H224ZM244 177H245V176H244ZM255 177H256V176H255ZM7 178H8V175H7ZM11 178H12V177H11ZM20 178H21V176H20ZM52 178H53V177H52ZM112 178H113V177H112ZM220 178H219V179H220ZM225 178H226V177H225ZM228 178H229V177H228ZM241 178H242V176H241ZM256 178H257V177H256ZM9 179H10V178H9ZM50 179H51V178H50ZM55 179H56V177H55ZM101 179H102V178H101ZM208 179H209V178H208ZM221 179H222V178H221ZM21 180H22V179H21ZM90 180H91V179H90ZM90 180H89V181H90ZM93 180H94V179H93ZM104 180H105V179H104ZM113 180H114V179H113ZM209 180L212 181L211 179H209ZM216 180H217V179H216ZM224 180H225V179H224ZM233 180H234V178H233ZM254 180H255V178H254ZM12 181H13V180H12ZM18 181H19V179H18ZM32 181H33V180H32ZM57 181H58V180H57ZM94 181H95V180H94ZM102 181H103V180H102ZM172 181H173V180H172ZM214 181H215V180H214ZM214 181H213V182H214ZM241 181H242V179H241ZM261 181H262V180H261ZM13 182H14V181H13ZM19 182H20V181H19ZM21 182H22V181H21ZM39 182H40V181H39ZM50 182H51V181H50ZM58 182H60V181H58ZM58 182H57V184H58ZM72 182H74V181L72 180ZM81 182H82V181H81ZM85 182H86V181H85ZM110 182H111V181H110ZM113 182H114V181H113ZM205 182H207V181H205ZM205 182H204V183H205ZM221 182H222V181H221ZM233 182H237V181H233ZM238 182H239V181H238ZM16 183H18V182H16ZM16 183H15V184H16ZM46 183H48V182H46ZM51 183H52V182H51ZM68 183H69V181H68ZM198 183H199V182H198ZM200 183H201V182H200ZM208 183H209V182H208ZM211 183H212V182H211ZM240 183H241V182H240ZM244 183H245V182H244ZM244 183L242 182V184H244ZM246 183H247V182H246ZM251 183H252V182H251ZM9 184H10V183H9ZM15 184H13V185L10 184V185H12V187H13V186L15 187ZM23 184H24V183H23ZM29 184H30V183H29ZM31 184H32V183H31ZM35 184H38V182H36ZM57 184H56V185H57ZM112 184H113V183H112ZM214 184H215V183H214ZM214 184H213V186H214ZM234 184H235V183H234ZM25 185H26V184H25ZM50 185H51V184H50ZM104 185H105V184H104ZM106 185H107V184H106ZM191 185H193V184H191ZM202 185H203V184H202ZM204 185H205V184H204ZM237 185H238V184H237ZM245 185H246V184H245ZM249 185H250V183H249ZM255 185H256V184H255ZM33 186H34V185H33ZM33 186H32V188H35V187H33ZM39 186H40V185H39ZM60 186H61V185H60ZM63 186H64V185H63ZM102 186H103V185H102ZM102 186H101V187H102ZM109 186H110V185H109ZM180 186H181V185H180ZM197 186H199V185H197ZM10 187H11V186H10ZM22 187H23V186H22ZM22 187H21V188H22ZM24 187H25V186H24ZM26 187H29V186L26 185ZM106 187H107V186H105V188H106ZM205 187L207 188V185H206ZM211 187H212V186H211ZM258 187H259V186L255 187V189H257ZM260 187H261V186H260ZM260 187H259V188H260ZM73 188H74V187H73ZM73 188H72V189H73ZM206 188H205V189H206ZM15 189H16V188H14L13 190H15ZM17 189L19 190V186H17ZM25 189H26V188H25ZM37 189H38V188H37ZM102 189H104V188H102ZM192 189H193V188H192ZM202 189H203V188H201V190H202ZM253 189H254V188H253ZM10 190H11V189H10ZM10 190H9V191H10ZM20 190H21V189H20ZM30 190H31V189H30ZM73 190H74V189H73ZM81 190H82V189H81ZM184 190H185V189H184ZM193 190H194V189H193ZM198 190H199V189H198ZM201 190H200V191H201ZM260 190H261V189H260ZM11 191H12V190H11ZM16 191H17V190H16ZM21 191H23V190H21ZM28 191H29V189H28ZM44 191H45V190H44ZM46 191H47V190H46ZM261 191H262V190H261ZM263 191H264V190H263ZM13 192H14V191H13ZM18 192H19V191H18ZM30 192H31V191H30ZM38 192H39V191H38ZM213 192H214V190H213ZM15 193H16V192H15ZM23 193H24V192H23ZM91 193H92V192H91ZM91 193H88V194L90 195ZM239 193H240V192H239ZM260 193H261V192H260ZM263 193H264V192H263ZM6 194H8V193H6ZM16 194H17V193H16ZM24 194H25V193H24ZM39 194H40V193H39ZM59 194H60V193H59ZM240 194H241V193H240ZM258 194H259V193H258ZM258 194H257L256 198L258 197ZM261 194H262V193H261ZM261 194H260V195H261ZM31 195H32V194H31ZM254 195H256V194L254 193ZM9 196H11V195H9ZM9 196H8V197H9ZM22 196H23V195H22ZM29 196H30V195H29ZM241 196H242V194H241ZM261 196H262V195H261ZM5 197H6V195H5ZM34 197H35V196H34ZM49 197L52 198V196H49ZM58 197H59V196H58ZM244 197H245V196H244ZM20 198H21V197H20ZM28 198H29V199H30V198H33V196H32V197L30 196V197H28ZM37 198H38V197H37ZM53 198H55V197H53ZM56 198H57V196H56ZM0 199H1V198H0ZM15 199H16V198H15ZM29 199H28V201H29ZM48 199H49V198H48ZM48 199H47V200H48ZM258 199H260V198H258ZM5 200H7V199H5ZM33 200H34V199H33ZM42 200H43V199H42ZM51 200H52V199H51ZM53 200H54V199H53ZM144 200H145V199H144ZM28 201H27V202H28ZM30 201H31V199H30ZM34 201H35V200H34ZM34 201H33V202H34ZM215 201H216V200H215ZM7 202H8V201H7ZM7 202H6V203H7ZM40 202H41V199H40ZM217 202H219L218 199H217ZM6 203L4 202V204H6ZM182 204H183V203H182ZM198 204H199V203H198ZM13 205H14V204H13ZM13 205H12V206H13ZM17 206H18V205H17ZM248 206H249V205H248ZM9 207H10V206H9ZM20 207H22V206H20ZM20 207H19V208H20ZM33 207H34V206H33ZM252 207H253V206H252ZM5 208H6V207H5ZM10 208H11V210H12V209L14 210V208H12V207H10ZM35 208H36V207H35ZM35 208H33V209H35ZM39 208H40V207H39ZM39 208H38V209H39ZM45 208H46V207H45ZM8 209H9V208H8ZM17 209H18V207H17ZM40 209H41V208H40ZM46 209H47V208H46ZM257 209H258V208H257ZM4 210H5V209H4ZM203 210H204V209H203ZM217 210H218V209H217ZM244 210H245V208H244ZM254 210H255V209H254ZM6 211L8 212L7 209L5 210V213H7ZM37 211H38V210H37ZM37 211H36V212H37ZM2 212H3V211H1V213H2ZM10 212H11V211H10ZM20 212H21V211H20ZM20 212H18V214H19ZM33 212H34V210H33ZM199 212H200V211H199ZM201 212H202V211H201ZM217 212H218V211H216V213H217ZM254 212H255V211H254ZM1 213H0V214H1ZM14 213H15V212H14ZM16 213H17V212H16ZM34 213H35V212H34ZM205 213H206V212H205ZM3 214H4V213H3ZM10 214H11V213H10ZM4 215H5V214H4ZM7 215H9V214H6V216H7ZM214 215H215V214H214ZM198 216H199V215H198ZM202 216H203V215H202ZM2 217H3V216H2ZM7 217H8V216H7ZM7 217H5V218H7ZM18 217H20V216H18ZM24 217H25V216H24ZM8 218H10V217H8ZM82 218H83V217H82ZM200 218H201V217H200ZM203 218H204V217H203ZM3 219H4V218H3ZM17 219H19V218H17ZM25 219H26V218H25ZM37 219H38V218H37ZM204 219H205V218H204ZM209 219H210V218H209ZM8 220H9V219H8ZM81 220H82V219H81ZM4 221H5V220H4ZM17 221H18V220H17ZM150 221H151V220H150ZM162 221H163V220H162ZM166 221H168V219H167V220L165 219V224H166ZM0 222H1V220H0ZM12 222H13V221H12ZM15 222H16V221H15ZM18 222H21V221H18ZM203 222H204V221H202V223H203ZM210 222H211V219H210ZM21 223H22V222H21ZM24 223H25V222H24ZM167 223H168V222H167ZM163 224H164V223H163ZM200 224H201V223H200ZM169 225H170V224H169ZM201 225H202V224H201ZM203 225H204V224H203ZM205 225H206V224H205ZM138 226H139V225H138ZM171 226H173V224H172ZM206 226H208V225H206ZM145 227H146V226H145ZM212 227H214V226L212 225ZM210 228H211V227H210ZM214 228H215V227H214ZM144 229H146V228H144ZM202 229H203V228H202ZM203 230H204V229H203ZM154 233H156V232H154ZM141 234H142V233H141ZM144 234H145V233H144ZM172 235H173V234H172ZM153 236H154V234H153ZM134 238H135V237H134ZM150 239H151V237H150ZM126 241H127V240H126ZM129 241H130V240H129ZM125 243H126V242H125ZM139 243H140V242H139ZM155 243H156V242H155ZM134 244H135V243H134ZM148 244H149V243H148ZM160 244H161V243H160ZM126 245H127V243H126ZM126 245H125V246H126ZM142 245H143V244H142ZM184 245H185V244H184ZM184 245H183V246H184ZM132 246H133V245H132ZM133 247H134V246H133ZM159 247H160V245H159ZM127 248H128V247H126V249H127ZM136 248H137V245H136ZM154 248H155V247H154ZM154 248L152 247V249H154ZM164 248H165V247H164ZM157 249H158V248H157ZM157 249H156V250H157ZM127 250H128V249H127ZM139 250H141V249H139ZM79 251H80V250H79ZM137 251H138V250H137ZM90 252H91V251H90ZM132 252H133V251H132ZM158 252H159V251H158ZM180 252H181V251H180ZM88 253H89V252H88ZM102 253H103V252H102ZM127 253H128V252H127ZM134 254H135V253H134ZM184 255H185V254H184ZM81 256H82V255H81ZM101 256H103V255H101ZM99 257H100V256H99ZM131 257H132V256H131ZM136 257H137V255H136ZM100 259H101V258H100ZM130 259H132V258H130ZM132 260H133V259H132ZM136 260H138V259H136ZM82 262H84V261H82ZM136 262H137V261H136ZM136 262H135V263H136ZM160 263H161V262H160ZM179 263H180V262H179ZM181 263H182V261H181ZM131 264H133V263L131 262Z\"/></svg>", "mask_w": 264, "mask_h": 264}]
</instances>
